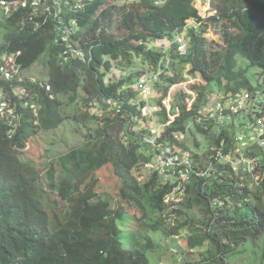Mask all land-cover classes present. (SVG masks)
Segmentation results:
<instances>
[{
    "label": "trees",
    "instance_id": "1",
    "mask_svg": "<svg viewBox=\"0 0 264 264\" xmlns=\"http://www.w3.org/2000/svg\"><path fill=\"white\" fill-rule=\"evenodd\" d=\"M195 2L166 0L159 7L152 0L128 7L115 0L90 2L79 14L78 31L72 37L83 49L92 46L87 53L90 60L66 62L63 46L55 41L53 22L34 28L27 19L29 9L5 13L0 8V57L14 54L26 73L48 51L41 78L22 73V81L8 80L0 73V91L21 119L10 131L0 114V264H152L149 253L161 250L153 234L168 239L186 229L187 246L199 253L193 262L186 259L183 264H227V253L264 234V179L253 191L215 162L217 178L206 185L203 179L192 178L182 201L172 204L164 198L174 184L163 183L154 173L139 179L149 157L141 137L129 128L145 118L140 106L132 104L140 92L134 86L144 71L157 75L153 85L161 95L155 103L163 112L162 122L169 119L162 100L170 87L188 77L201 79L189 83V90L173 94L172 109L177 106L179 115L162 136L173 142L172 132L186 131L187 123L195 121L209 86L225 96L252 90L247 77L251 67L262 71L264 81V0H210L213 14L205 18ZM191 21L198 25L187 32L181 53L176 35ZM211 25L220 28L221 43L205 37ZM244 61V66L239 63ZM116 69L119 77L107 79ZM46 83L51 90H46ZM108 99L118 100L122 110L109 109ZM64 103L72 107L71 113H64ZM30 105L38 107L37 116ZM94 107L102 114L94 113ZM66 119L86 127L82 142L41 168L22 156L38 132L56 129ZM90 120L97 125H86ZM205 126L194 123L193 130L199 134L212 130ZM230 131L237 132L233 126L217 131L213 144L218 146L222 139L230 143L226 135ZM195 159L199 163L197 154ZM106 165L120 182L114 206L109 195L102 197L96 191L95 172ZM136 167L138 174L133 171ZM198 207L201 218L185 219L188 210ZM124 221L136 222V228H122Z\"/></svg>",
    "mask_w": 264,
    "mask_h": 264
},
{
    "label": "built area",
    "instance_id": "2",
    "mask_svg": "<svg viewBox=\"0 0 264 264\" xmlns=\"http://www.w3.org/2000/svg\"><path fill=\"white\" fill-rule=\"evenodd\" d=\"M93 1L95 0H0V8L5 13L17 9H29L27 19L33 23L34 28H39L43 23L53 22L54 31H52L55 33V41L63 46L62 59L66 62L69 59L90 60L87 53H90L92 46L83 49L73 42L72 37L78 31L79 14ZM71 13L73 17H70ZM176 40L181 42L178 36ZM179 50L181 53H185V46L181 44ZM2 59L3 61L0 59L1 78L21 80V66L14 60L13 54L4 55ZM164 62L165 65L168 64L167 56H165ZM167 74L171 75L168 72ZM155 77V75L150 76L147 71L140 75L137 85L143 93L147 87L149 88L151 79H156ZM45 88L48 91L51 90L48 83L45 84ZM250 102L252 107L248 113V121L244 125L237 123L242 135H235L230 143L222 139L220 147H212V152L215 151L214 159L216 161L226 166L229 165L236 173L241 174L242 179L245 174L252 176L255 174L257 166L260 165V157L255 154V149L261 148L264 152V92L262 91L242 90L237 96H225L214 103L202 104L195 121L192 120L187 124L186 131L172 132L174 142L168 138H162L166 125L170 123L160 124L162 125L160 130L154 129L152 134L143 138V141L148 144L147 152L151 156V160L144 163V168L156 174L164 183L174 184L167 200H178L192 178L203 179L205 185L212 174V164L206 168L195 166L192 152L178 144L184 140L194 123L206 125V128L217 127L216 131H220L221 126L225 128V125H227L225 129H230L231 120L228 119L234 116L237 120L239 114L241 115V112L248 108ZM107 103L116 105L119 109L122 108L118 100L108 99ZM93 109L97 111L96 107ZM34 111L36 112V109ZM143 112L145 113V109ZM0 114L12 126L16 125L19 119V115L14 113L1 91Z\"/></svg>",
    "mask_w": 264,
    "mask_h": 264
},
{
    "label": "rangeland",
    "instance_id": "3",
    "mask_svg": "<svg viewBox=\"0 0 264 264\" xmlns=\"http://www.w3.org/2000/svg\"><path fill=\"white\" fill-rule=\"evenodd\" d=\"M196 6H198V10L200 11V13L204 15L203 17L212 14V12L209 13L207 10L209 8V0H205L204 2H202V0H197ZM70 17H73L72 13L70 14ZM194 27H196V24L188 25L178 36V39L181 41L183 46L187 45V32L190 28ZM219 29V27L211 25L207 33H205V37L210 40H215L217 43H221ZM157 46H161V44H158ZM47 54L48 51L46 50L34 65V69L31 71H27L25 75H31L34 76V78H41L40 75L42 73V70H44V61L47 60ZM239 63L243 66L247 64L245 61ZM140 69H142V65L135 67V70ZM261 72L262 71H260L258 68L251 67L247 72V77L250 81L251 87L254 90L264 92V81L263 78L259 76ZM118 75H120V71L116 69L114 73L108 74L107 79L109 77L118 78ZM199 80H201L200 77H188V80L186 82L178 83L170 87L166 99L163 100V105L167 111L169 118L165 124L172 122L174 118L179 115L177 106L172 109V102L173 100H176L173 94L181 91L182 88H186L189 90V83H196ZM205 91L206 96L204 97L202 104H209L211 102L214 103L219 98H225L223 91H221L219 88H216L214 85L209 86V88H207ZM156 93L158 95H156ZM143 94V98L146 101L148 100V102H146V107L148 108L145 109V118L138 120L133 124L134 130L138 132L143 131L144 133L146 132L145 129H148V127L155 128V130H160V127L162 126L160 124L163 123L161 120V115H163V112L160 111L158 113H155L156 110L154 108H157L155 101L159 99L161 95L160 93L156 92V88L152 84L151 89L147 87L145 93ZM194 99L195 95L193 94L188 101V106L192 105ZM150 102H154V104ZM247 107L248 108L244 107L245 109L241 112V115L239 114V117H237L238 122L242 123L243 125L248 120V113L251 110L252 103L250 102ZM80 108L82 111L86 110V107L84 105H80ZM63 111L65 114L71 113L72 107H68L64 103ZM101 114L102 112L98 111L97 115ZM242 115L244 117H242ZM228 120H231V126H237V122L234 116L230 117ZM86 125L96 126L97 122L95 120H90L86 122ZM221 128H223V126H221ZM225 128H227V125H225ZM225 128L223 129L226 130ZM216 129L217 127H214L212 130L204 134H199L195 129H191L190 133L184 140L185 145H187L186 147H190L192 151L196 152V154L198 155V160L201 167L206 168L211 163L210 156L212 148L210 146L214 145V138L219 136V133L216 131ZM85 131L86 127H84L83 125H75L70 119H66L56 129L38 132V134L30 139V141L27 143L22 156L25 159H28L38 168L44 167L48 163H50V158H53L54 156L56 158L59 154L65 152L72 145L82 142ZM228 133L231 134L232 131ZM240 135L242 134H239L238 136ZM137 170V167L133 170L135 174L139 173V170ZM261 170L262 167H260V174L258 175L259 180L262 177ZM150 174L151 173L144 171L143 177H139V179L146 180L148 179ZM95 175L98 178V186L96 189L98 195H101L102 197H106L103 196L105 194L109 195L111 198L110 202L112 206H114L120 188L119 180L113 175V171L109 165L103 166L100 170L95 172ZM254 178V181L247 183V186L253 188V191L255 190L258 181L257 176H255ZM178 201L179 200H176L174 202L178 203ZM180 202L181 201H179V203ZM168 203L169 201L166 200V204ZM130 211L132 213L138 214L134 209H131ZM202 212L203 211L199 207L193 208V210L191 211L188 210V214L185 216V219L191 220L192 216L201 218V215L203 214ZM178 220L184 221V219L182 218H179ZM120 225L122 228L130 231L136 228V222H133V224L129 225L126 223V221H124L123 223H120ZM188 233H190L188 229L182 230L180 235L168 239L161 236L160 233H154L153 236L157 239V243L158 245H160L161 250L157 251V249H155L149 253L150 258L152 259V264H183L185 261H187L186 259L193 262V259L198 256L199 250L189 249V247L187 246L186 236L188 235ZM171 248H173L174 250H171ZM170 254L173 255V258L169 260ZM226 258L228 259L227 264H264V234L258 237L256 240L248 238L243 244L235 249L234 252H230L229 254L227 253Z\"/></svg>",
    "mask_w": 264,
    "mask_h": 264
},
{
    "label": "clouds",
    "instance_id": "4",
    "mask_svg": "<svg viewBox=\"0 0 264 264\" xmlns=\"http://www.w3.org/2000/svg\"><path fill=\"white\" fill-rule=\"evenodd\" d=\"M137 1H139V0H119V2H118V0H115V3L118 5V6H121V5H124V7H128V5H130V4H133V3H135V2H137ZM153 1V5L155 6V7H159V6H161V5H163L165 2H166V0H163L162 2H160L159 0H152ZM205 0H202V2H204ZM196 3H197V0H196V2H195V6H196ZM197 7V9H198V6H196ZM209 8H210V0H209ZM209 8L207 9L208 10V12L210 13L211 11L209 10ZM200 12V11H199ZM201 14V16L203 17L204 15L202 14V13H200ZM212 14H213V12H212ZM211 14V15H212ZM209 16V15H208ZM208 16H206V17H208ZM205 18V17H204ZM194 24H196V27H197V25H198V23L196 22V21H191V22H189L186 26H185V28L188 26V25H194ZM184 28V29H185ZM184 31V30H183ZM182 31V32H183ZM180 35V34H179ZM179 35H176V37L177 36H179ZM175 41H177L176 39H175ZM178 42V41H177ZM181 43V42H180ZM182 44V43H181ZM185 45V44H184ZM187 45H185V47H186ZM10 54H12V53H10ZM9 54V55H10ZM8 55V56H9ZM13 58H14V54H13ZM0 59L3 61V59H2V56L0 57ZM15 60V59H14ZM20 73H21V80H19L18 78H16L18 81H22V79H23V77H24V75L23 74H25L24 72H22V70H20ZM23 73V74H22ZM150 76H153V74H151ZM156 77V79H157V75H155ZM33 78V77H32ZM13 79V78H12ZM156 79H151V81H150V83H149V88L151 89V84L153 85V82L156 80ZM32 80H34V78L32 79ZM138 83V82H137ZM137 83L135 84V88H137L140 92H139V95L137 96V98L135 99V100H133V102H132V104H135V105H138V106H140V108H141V112H142V115H143V117H145L144 115L146 114V113H144L143 112V110L144 109H147L148 107H146V102H148V100L146 101L144 98H143V96H144V94H143V92L140 90V88L138 87V85H137ZM154 86V85H153ZM16 88H19V87H15V89ZM48 91V90H47ZM248 91H256V90H254V89H252V90H248ZM258 91V90H257ZM1 92H3V91H1ZM19 93V92H18ZM155 94V93H154ZM153 94V95H154ZM149 99V98H148ZM164 99H166V98H164ZM163 99V100H164ZM111 100H116V99H111ZM163 100H162V105H163ZM150 103H153L154 104V102H150ZM26 104H27V102H26ZM156 104V106H157V108L155 107L154 109L156 110L155 111V113H158V112H160V107H159V105L157 104V103H155ZM107 105H108V108L109 109H115V112H118V111H120V110H122V108L121 109H119V108H117L116 107V105H113V104H108L107 103ZM30 107V109L32 110V113H33V115H35V116H37V114H38V107L37 106H35V105H30L29 106ZM163 107H164V105H163ZM165 108V107H164ZM34 109H36V112L34 111ZM14 110V109H13ZM93 111H94V113H97L98 114V111H101L102 112V110H100V109H98L97 108V111H95L94 109H92ZM166 110V109H165ZM15 113V112H14ZM166 113H167V111H166ZM15 114H17V115H19V113H15ZM167 116H168V114H167ZM242 117H244L243 115H242ZM142 119H144V118H142ZM138 120H135V122H137ZM20 122H21V119H20V115H19V119L17 120V122H16V125H10L11 126V130L10 131H14L15 129H17V127H18V125L20 124ZM134 122V123H135ZM167 122V121H166ZM166 122H163V123H161V124H165ZM236 122L239 124V122H238V120H236ZM133 123V124H134ZM172 122H170V124H171ZM133 124L130 126V128H129V130H132L134 133H136L137 135H139L140 137H141V141H142V143H144L145 144V153H146V155L149 157V159L147 160V161H149V160H151V156L149 155V153L147 152L148 151V144L146 143V142H144L143 141V138L145 137V136H148V135H150V134H152V130H154L155 128H152V127H148V132L147 133H144L143 135H140V133L138 132V131H136V130H134V127H133ZM169 124V125H170ZM241 124V123H240ZM169 125H166V127H168ZM166 127H165V129H166ZM234 128H235V130H237V132H235V133H231V134H226V135H228L229 136V139L231 140V139H233V137L235 136V135H239L240 134V130H239V128H238V125L237 126H233ZM192 130H193V128H192ZM191 131V130H190ZM189 131V132H190ZM189 132L187 133V135L189 134ZM187 135H186V137H187ZM185 137V138H186ZM124 138H126V139H124ZM185 138H184V140H185ZM122 140H123V142L124 143H127L128 142V138H127V135L124 133V131L122 132ZM184 140L181 142V143H183L184 144V146H182V147H186L187 145H185V143H184ZM224 140V139H223ZM225 141V140H224ZM220 144L221 143H219V145L218 146H216V147H220ZM179 146H181V145H179ZM211 148L212 147H215V145H211L210 146ZM186 148H188V147H186ZM191 152H192V154H193V159H194V164H195V166H198V167H201L200 166V163H197L196 162V159H195V154L196 153H194V151H192V149L189 147L188 148ZM213 149V148H212ZM214 153H215V151L214 152H212L211 151V157H210V160H211V163L210 164H212V167H213V170H212V174H211V176H210V178H209V180H208V182L206 183V184H208L212 179H214V178H217V173H218V170L216 169V165H215V162H216V164L217 165H223V166H225L226 167V169L229 171V173H232L233 175H235V176H238V177H240L241 178V174L240 173H236L229 165L228 166H226V165H224V164H222L221 162H218V161H216L215 159H213L212 157H214ZM255 154H257L259 157H260V165H258L257 166V168H256V172H255V174L254 175H252V176H249V175H247V174H245V176L243 177V179L241 178V180H242V182H244V184L247 186V183H249V182H251V181H254V177L255 176H257V178H258V175L260 174V167H262V172H261V174H262V177H261V179L259 180V178H258V181H257V185L256 186H258L259 185V183H260V181L262 180V179H264V172H263V170H264V152H263V150L261 149V148H256L255 149ZM198 162H199V160H197ZM146 162V161H145ZM143 167H144V165H143ZM204 168V167H203ZM145 169V168H144ZM146 170V169H145ZM146 171H148V170H146ZM148 172H150V171H148ZM150 173H152V172H150ZM159 179V178H158ZM160 180V179H159ZM161 181V180H160ZM204 181V180H203ZM163 182V181H162ZM164 183V182H163ZM188 184V183H187ZM205 184V185H206ZM249 189H251V190H253V188H250V186H247ZM253 187H254V185H253ZM186 188H187V185L185 186V191H184V193L182 194V195H180L179 197H178V200L179 201H182V199L185 197V193H186ZM169 195V193H167L166 195H165V198H164V201H165V203H166V200H167V196ZM216 198H218V196H216ZM216 200V202H217V199H215ZM214 200V201H215ZM167 201H169V203L168 204H172V203H175L174 201H176V200H167ZM178 201V202H179ZM177 203V202H176ZM171 250H174L173 248H171Z\"/></svg>",
    "mask_w": 264,
    "mask_h": 264
}]
</instances>
